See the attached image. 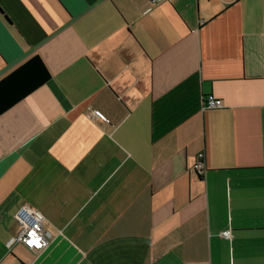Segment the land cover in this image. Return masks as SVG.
Returning a JSON list of instances; mask_svg holds the SVG:
<instances>
[{
  "label": "crops",
  "instance_id": "1",
  "mask_svg": "<svg viewBox=\"0 0 264 264\" xmlns=\"http://www.w3.org/2000/svg\"><path fill=\"white\" fill-rule=\"evenodd\" d=\"M34 55L49 80L0 114V264H264V0H0V80Z\"/></svg>",
  "mask_w": 264,
  "mask_h": 264
},
{
  "label": "built area",
  "instance_id": "2",
  "mask_svg": "<svg viewBox=\"0 0 264 264\" xmlns=\"http://www.w3.org/2000/svg\"><path fill=\"white\" fill-rule=\"evenodd\" d=\"M154 2H160L162 0H153ZM223 106L221 99L215 97L212 94L206 95L202 99V110L204 109H217ZM96 116H102L95 112ZM192 170L200 174L204 170V153L200 152L197 155V159L192 166ZM15 219L19 223V232L16 237L10 239L7 246L10 247L13 243L20 242L24 245L29 255H39L48 244V233L43 227L44 215L34 207L28 204H22L15 213ZM228 237L229 231L222 233ZM20 264H29L26 262H20Z\"/></svg>",
  "mask_w": 264,
  "mask_h": 264
},
{
  "label": "trees",
  "instance_id": "3",
  "mask_svg": "<svg viewBox=\"0 0 264 264\" xmlns=\"http://www.w3.org/2000/svg\"><path fill=\"white\" fill-rule=\"evenodd\" d=\"M50 78L39 55L23 62L0 80V114Z\"/></svg>",
  "mask_w": 264,
  "mask_h": 264
}]
</instances>
